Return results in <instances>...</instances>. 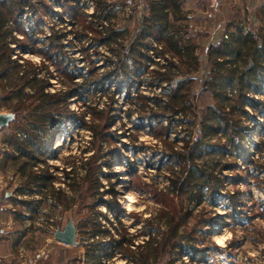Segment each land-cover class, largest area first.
I'll return each mask as SVG.
<instances>
[{
	"label": "trees",
	"instance_id": "trees-1",
	"mask_svg": "<svg viewBox=\"0 0 264 264\" xmlns=\"http://www.w3.org/2000/svg\"><path fill=\"white\" fill-rule=\"evenodd\" d=\"M37 1L41 9H52L47 1ZM52 1L63 9L65 15H69V23L66 22L68 25L76 26V19H80L79 23L81 21L85 30L84 36L90 38V44L93 43L91 46H107L115 54L106 57L111 67L109 71L98 73L92 66L86 72L82 70L81 74L75 73L63 59L49 51L52 44L57 42V45L58 40H61L59 31L53 30L41 39L24 29L22 18L28 10L36 7L37 2L0 0V87L3 94L0 95V101L15 113L9 123L6 141L19 152L20 157L25 158L22 164L26 177L24 186L28 185L19 189L18 194L32 196L30 191H34L33 184L40 188L44 186L54 189L58 178L53 174V169L59 168L52 167L46 155L56 138H64L68 124L72 123L78 129H89L93 143L101 139L111 141L112 138L122 142L116 131L110 133L109 130L122 119V107L132 106L125 111L127 118L137 116L135 121L137 119L149 123L155 137L161 139L172 133L177 135L174 142L167 143L165 152H158L160 159L165 157V161L172 164V168H177V172L166 177L169 184L165 191L157 188L150 190L162 205L161 214L167 217V229L162 232L161 244L144 254V263L148 264L152 256L163 257L175 250L179 258L186 256L195 260L210 250L209 247H196L198 241L195 236L202 228L212 226L213 218L197 221L196 225L190 227L187 219L192 209L190 211L183 206L179 209L175 205V197L186 195L191 204L201 206L206 198L211 200L222 191L224 181L219 174L224 169L240 172L246 169V165L255 162L247 140L248 136L260 135V132L258 129H249L244 118L250 116L249 106L253 107L256 113L252 118L257 119L264 132V124L260 122L264 118V101L260 99L264 96L261 87L264 84V6L255 17L259 22L258 29L249 28L240 22L229 23L219 42L215 45L211 43L208 72L203 79L196 77L200 73L201 62L199 46L191 37V25L182 23L180 27L183 29L178 27L179 31H175L169 23L170 17L181 22L188 20L182 11L183 0H147L145 9L148 14L140 17L137 27L132 31L128 26L111 22L115 4L110 0H93V12L83 15L80 14L83 9L81 0ZM61 16L58 19L63 21ZM86 17L91 20L89 23H86ZM67 33L63 36H67ZM46 42L51 45L47 46ZM40 43L42 47L39 48L37 45ZM116 47H119V51L114 49ZM26 52L40 55L43 62L37 64L25 60L23 54ZM1 63L4 66L1 67ZM51 66L64 77L65 83L64 88L55 92L48 89L53 76ZM79 79L81 82L76 81ZM198 80H203L200 89L196 85ZM141 83L149 88H159L158 95L141 94ZM130 86L136 87L134 96L128 93ZM25 87L29 91L24 94L23 100L8 107L15 93L22 92ZM95 90L102 95L111 92L104 102V110L84 101L83 96ZM200 93H209L211 103L201 104ZM120 95H124L122 100L119 99ZM72 99L80 103V110L70 107ZM254 120L247 119L248 123ZM18 134H23L25 138H20ZM31 143L34 147H31ZM178 143L181 145L177 146ZM121 144L124 150L127 144ZM252 145L255 152L264 153V138ZM121 149L114 146L108 151L109 156H117L118 162L126 166L132 182L138 185L137 188L146 190L147 186L139 181L137 168L131 158L123 154L125 151L121 153ZM217 153L219 160H215V165L218 170H210L200 162L202 155ZM99 155V151L94 152L82 164L84 175L75 182L72 189L82 200L87 196L93 198V203H83L87 208L94 211L99 205L106 206L119 219L124 209L118 201L116 184L112 181V176L116 175L112 171L115 164L111 160L113 158L103 157L102 160ZM225 156L228 161L224 163L223 160L221 164L220 160ZM33 160L42 162L44 167L39 169L38 163ZM259 167L264 171V166L257 165L256 161V168ZM104 168L108 171H104ZM63 170L65 174L70 172ZM103 180L107 181V185ZM57 190L55 205L71 209L75 203L71 202L63 189L58 187ZM240 196L242 192L238 190L226 196V209L229 210L226 214L233 225L242 222L240 214L244 213L243 208L246 206L245 198ZM30 202L19 201L22 206L31 208ZM259 205L264 207V201L259 202ZM104 216L108 218L107 214ZM92 225L98 229L101 227L94 222ZM106 232L114 236L110 230ZM99 246L100 243L93 244L90 250H100L95 249ZM214 262L209 264H216Z\"/></svg>",
	"mask_w": 264,
	"mask_h": 264
},
{
	"label": "rangeland",
	"instance_id": "rangeland-1",
	"mask_svg": "<svg viewBox=\"0 0 264 264\" xmlns=\"http://www.w3.org/2000/svg\"><path fill=\"white\" fill-rule=\"evenodd\" d=\"M34 1L37 2L36 7L28 10L22 18L24 29L32 33L34 37H40L41 39L49 35L53 30L59 31L61 40L58 41L62 47H60L59 43V45H56L57 42L52 44L49 51L53 55L63 59L68 65L67 67L78 74H81L82 70L86 72L88 69H92V66L93 68L95 67L98 73L111 69L106 57L115 53L109 50L107 46L101 48L91 46L93 43L90 44V38L84 36L85 30L81 26V21L79 23V18L76 19V26H70V24H67L70 20L68 19L69 15H65L63 9L57 3L52 0H44L48 2L47 4L52 9L43 10L39 7L38 1ZM81 1L83 9L80 10V14L92 13L94 10L93 0ZM110 1L115 4L111 22L128 26L130 31L137 27L140 17L146 13L145 5L147 0ZM261 1L219 0V4L213 7L209 0H187L182 5V11L189 12L192 15V21L181 22L170 17L169 23L173 25L175 31H179L178 27L182 23H189L193 29L191 37L199 46L198 54L201 62L200 73L196 77H203L204 79L206 76L209 67L208 55L213 45L211 43L215 45L219 42L220 36L225 32L229 23L240 22L246 24L249 28L258 29L259 22L253 18L257 16L258 10L263 5ZM36 10H39V12H35ZM60 15H62L61 18L64 22L58 19ZM83 17L85 18V16ZM86 21V23H89L91 20L86 17ZM71 22L73 21L71 20ZM180 28L181 30L183 29V27ZM66 32L69 33L64 37L63 34H66ZM20 37L22 36L20 35ZM49 43L46 42V45L50 46L51 44ZM41 45L42 43L38 44L37 47L40 48L42 47ZM114 49L119 51V47ZM23 58L37 64L44 60L40 55L30 52L23 54ZM91 61H94V63ZM2 66H4V63H1ZM50 69L53 71V76L50 80L49 91L55 92L64 88V77L55 72L54 66H51ZM76 81L81 82L80 79ZM201 82L197 81L196 85H198V88L199 85L201 86ZM261 87L264 90V84ZM135 88L134 86L128 87V93H131V96H134ZM28 91L27 87H25L22 92L15 93L14 98L10 101L11 104L7 106L10 107L21 102L24 94ZM140 92L149 96L158 95L159 88H149L142 84ZM1 93L2 89L0 87V95L2 96L3 94ZM110 94L111 92L102 95L100 91L97 92L95 90L84 95L85 100L82 99L91 102L93 106L96 105L100 110H104V102L107 101L106 98ZM199 96L201 104L207 105L212 101L209 93H200ZM122 98H124V95H120L119 99L122 100ZM260 99L264 101V96L260 97ZM80 106L79 102H75L72 99L71 108L80 110ZM130 107L132 106L122 107L123 110L120 113L122 119L118 120L109 130L110 133L116 131L121 136L122 142H116L117 140L112 138L111 141L101 139L93 143V136L88 131L89 129H78L72 123L68 124L66 132L64 131V138L55 139L46 155L47 162L52 167L59 168L57 170L53 169V174L58 178L55 181L54 189L45 188L44 186L40 188L37 184H33L34 191L33 189L30 191L32 196L29 194L21 195L20 199H18L20 201H31V208L24 207L22 204L17 207L18 210L29 214V219L26 223L30 229L28 232L30 234V245L45 246L48 241L55 243V230L68 223L75 226L77 233L75 248L68 249H74V259L76 257L75 250H78L79 264H145L144 254L147 251H153L157 245L161 244L162 232L167 229V217L161 214L162 205L154 198L150 190L157 188L165 191L169 184L166 177L177 172V168H172L173 165L168 164L167 160L165 161V157L160 159L158 155L159 151L165 152L167 143L174 142L177 139V135L172 133L170 136H163L161 139L155 137L152 134L149 123H143L137 119L135 121L137 116L132 119L127 118L125 111ZM248 113L251 117L245 116L246 125H249V129H258V132H260V135L248 136L247 140L255 162L250 163L248 166L246 165V169L240 172L224 169L219 174L224 181V187L223 189L221 188L222 191L219 192L220 194H216L215 198L212 197L211 200H209V197L206 198V201L201 206L191 204L186 195L175 197L174 202L179 209L182 206L189 208L190 211L192 209L191 216L187 219L190 227L196 225L197 221H202L209 217L213 218V225L202 228L203 232L199 230L195 236L196 241H198L196 242V247L199 249L209 247L211 254H207L209 251H206L205 254H200L192 261L186 256L179 258L178 252L175 250L173 253L163 257H150L148 264H209L213 260L216 264H264V207L259 205V202L264 201V171L260 167V169L256 168V161L257 165L264 166V153L255 152L252 145V143H259L264 138V132H262L263 128L257 123V119L254 120L252 118L256 113L253 107L249 106ZM14 114L12 109L3 106V102L0 101V115H11L14 117ZM247 119L254 121L248 123ZM260 120L264 124V118ZM1 133L3 132L0 129ZM3 137H0V143ZM20 138H25V136L20 134ZM59 142L61 143L58 144ZM121 143L127 144L128 148L124 147L123 150ZM180 145L181 143L177 144V146ZM99 146L101 147L100 149ZM114 146L122 148L120 152L123 153L125 151L123 154L131 158L137 168L139 181L147 186L146 190L137 188L138 185L135 181L132 182L126 166L118 162L117 156H109L108 151ZM31 147H34L32 143ZM96 151H99V157L102 160H104L103 157L106 159L113 158L111 160L114 161L115 165L112 171L116 172V175L112 176V181L116 184L118 201L124 209L119 219H116L106 206L99 205L94 211L91 208H87L84 205L93 203V198L87 196L82 200L78 193L72 189L75 182H78L80 177L84 175L82 164L86 163V159L91 157ZM215 160H219L218 153L217 155H202L200 162L205 164L203 165L204 167L207 166L208 169L216 171L218 167L215 165ZM223 160L224 163L228 161L226 156L221 158V164ZM24 161L20 159L17 165L23 164ZM33 161L38 163L39 169L44 167L42 162ZM63 168L66 171L70 170L69 174H65ZM104 171L108 170L104 168ZM21 182L14 188L15 190L13 189L15 195L19 193V189L23 188L26 179L24 183L23 180ZM103 182L107 185L106 180H103ZM24 187H28V185ZM58 187L65 191L71 202L75 203L71 209L66 210L55 205ZM237 190L242 192L240 197L245 198L246 206L243 208L244 213L240 214L242 222L233 225L230 217L226 214L229 213V210L226 209L228 204L226 196ZM126 194H128L127 197ZM207 194H210L209 191H207ZM105 214L108 215V218L104 216ZM93 222L96 225H101L100 229L94 227L92 225ZM106 230H110L114 236L111 237ZM111 241L116 242L111 243ZM96 243H100V248L95 249L100 250L91 251L93 244ZM124 248L128 249V251H125ZM100 259L101 263H99Z\"/></svg>",
	"mask_w": 264,
	"mask_h": 264
},
{
	"label": "crops",
	"instance_id": "crops-1",
	"mask_svg": "<svg viewBox=\"0 0 264 264\" xmlns=\"http://www.w3.org/2000/svg\"><path fill=\"white\" fill-rule=\"evenodd\" d=\"M186 2L183 0V4ZM261 2L264 6V0ZM145 14H148L147 9ZM184 15L187 22L192 21L189 12H184ZM8 128L9 124L0 128L3 132L0 137L4 136L0 143V264H79L78 250H75L74 259V249H68L75 248V244L67 245L57 240L55 243L48 241L45 246L29 244L30 229L26 223L29 214L17 209L21 195L14 194V188L26 179L22 164L17 165L20 159L25 158L20 157L19 152L6 141ZM64 227L57 228L55 232Z\"/></svg>",
	"mask_w": 264,
	"mask_h": 264
},
{
	"label": "water",
	"instance_id": "water-1",
	"mask_svg": "<svg viewBox=\"0 0 264 264\" xmlns=\"http://www.w3.org/2000/svg\"><path fill=\"white\" fill-rule=\"evenodd\" d=\"M14 119L11 115H0V128L7 126ZM76 228L71 223L65 225L63 229H58L55 233V239L67 245L76 244Z\"/></svg>",
	"mask_w": 264,
	"mask_h": 264
},
{
	"label": "built area",
	"instance_id": "built-area-1",
	"mask_svg": "<svg viewBox=\"0 0 264 264\" xmlns=\"http://www.w3.org/2000/svg\"><path fill=\"white\" fill-rule=\"evenodd\" d=\"M213 7L219 4V0H209Z\"/></svg>",
	"mask_w": 264,
	"mask_h": 264
},
{
	"label": "bare ground",
	"instance_id": "bare-ground-1",
	"mask_svg": "<svg viewBox=\"0 0 264 264\" xmlns=\"http://www.w3.org/2000/svg\"><path fill=\"white\" fill-rule=\"evenodd\" d=\"M60 143H61V142H59L58 144H60ZM58 144H57V145H58ZM126 193H128V192H126ZM127 196H128V194H126V197H127Z\"/></svg>",
	"mask_w": 264,
	"mask_h": 264
}]
</instances>
